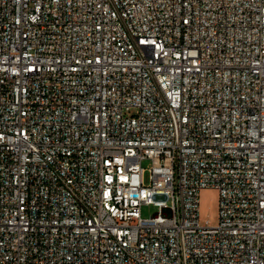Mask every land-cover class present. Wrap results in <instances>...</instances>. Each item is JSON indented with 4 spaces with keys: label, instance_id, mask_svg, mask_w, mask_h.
Wrapping results in <instances>:
<instances>
[{
    "label": "built area",
    "instance_id": "obj_1",
    "mask_svg": "<svg viewBox=\"0 0 264 264\" xmlns=\"http://www.w3.org/2000/svg\"><path fill=\"white\" fill-rule=\"evenodd\" d=\"M0 264H264V0H0Z\"/></svg>",
    "mask_w": 264,
    "mask_h": 264
},
{
    "label": "rangeland",
    "instance_id": "obj_2",
    "mask_svg": "<svg viewBox=\"0 0 264 264\" xmlns=\"http://www.w3.org/2000/svg\"><path fill=\"white\" fill-rule=\"evenodd\" d=\"M147 161L145 162V164ZM146 173V180L148 179ZM219 204L220 195L219 191L214 188H205L200 191V220L202 223L209 222L216 225L219 221ZM158 211V207L153 204L144 205L141 209L143 217H151Z\"/></svg>",
    "mask_w": 264,
    "mask_h": 264
}]
</instances>
